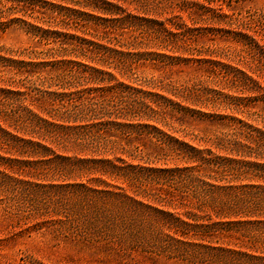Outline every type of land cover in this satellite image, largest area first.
<instances>
[{"label":"trees","instance_id":"1","mask_svg":"<svg viewBox=\"0 0 264 264\" xmlns=\"http://www.w3.org/2000/svg\"><path fill=\"white\" fill-rule=\"evenodd\" d=\"M174 6L199 13L202 25L160 19ZM223 7L0 0V32L18 26L45 47L13 55L0 48V218L8 233L44 229L111 251L108 262L140 247L183 264H264L263 22ZM194 30L229 37L243 68L194 48ZM144 64L194 65L193 75L178 84L156 79L151 90L119 80H135ZM189 119L218 130L186 140L173 121Z\"/></svg>","mask_w":264,"mask_h":264},{"label":"rangeland","instance_id":"2","mask_svg":"<svg viewBox=\"0 0 264 264\" xmlns=\"http://www.w3.org/2000/svg\"><path fill=\"white\" fill-rule=\"evenodd\" d=\"M176 4L182 0H170ZM217 3L223 4L224 11L233 13L236 17H251L252 20L261 18L263 22L258 26L257 30H264V0H215ZM136 3L126 5L129 10L133 11ZM189 10L182 9L179 11L177 6L168 8L167 12L160 19L167 18L173 22L182 24H190L191 20L196 22L195 27L202 25L200 23L199 13L188 14ZM199 20V21H198ZM199 22V23H198ZM234 28V26H233ZM195 41L197 50H205L212 52L214 59H219L222 62L233 63L238 68H243L240 63H236L234 58L233 47L236 45L229 40V37L221 36L220 33L214 32L213 36H205L198 30L190 33ZM0 48L3 51H10L9 55H13L17 51L23 49L42 50L45 47L38 45L35 40L27 36L20 27L13 26L5 32H0ZM216 54V55H214ZM245 53H242L244 55ZM8 56V55H6ZM10 57V56H8ZM43 57V56H42ZM203 58H209V55H202ZM232 58L234 61H231ZM249 59L246 56V60ZM194 65H178L174 68H158L149 64L140 65L137 68V78L135 80L122 79L119 80L125 83L142 87L151 90L150 84L156 79L172 81L174 84L183 83L193 75ZM0 71H3L0 68ZM262 80H264V75ZM264 86V81H263ZM206 110V109H205ZM258 108H253L257 111ZM209 112H218L222 114H231L230 111L212 110ZM240 116V115H237ZM173 128L179 130L178 136H186L189 140L195 135L202 136L203 134H213L218 130L213 124L208 121L199 120H183L173 121ZM9 225L0 218V264H183L175 260H167L163 257H158L153 254L141 252L142 248H136V252L131 254L128 250L118 251L121 257L118 261H110L115 254L112 252H104L103 250H95L89 248L78 241L67 239L66 237L49 234L44 229L31 232H16L15 235L8 233ZM15 231H19L16 229ZM149 252V249H146Z\"/></svg>","mask_w":264,"mask_h":264}]
</instances>
